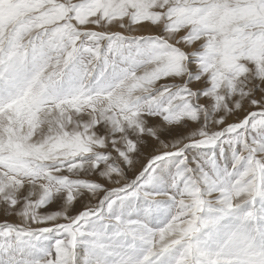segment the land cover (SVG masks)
<instances>
[{
  "label": "snow or ice",
  "instance_id": "1",
  "mask_svg": "<svg viewBox=\"0 0 264 264\" xmlns=\"http://www.w3.org/2000/svg\"><path fill=\"white\" fill-rule=\"evenodd\" d=\"M0 264H264V0H0Z\"/></svg>",
  "mask_w": 264,
  "mask_h": 264
}]
</instances>
